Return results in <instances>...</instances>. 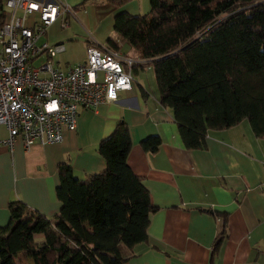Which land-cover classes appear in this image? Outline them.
<instances>
[{"label":"crops","instance_id":"obj_1","mask_svg":"<svg viewBox=\"0 0 264 264\" xmlns=\"http://www.w3.org/2000/svg\"><path fill=\"white\" fill-rule=\"evenodd\" d=\"M4 1L0 0L2 19L8 10ZM60 1L70 9L62 18L66 26L61 28L57 20L44 37L64 47L52 63L66 69L83 61L86 47L106 48L94 39L113 31L119 50L134 60L133 80L115 101L95 108L78 107L75 127L63 132L60 143L25 147L16 138L9 150L0 144V227L8 223L7 205L15 200L45 218L55 216L60 208L55 196L57 166L68 165L78 179L104 170L96 145L121 121L130 137L126 163L140 177L155 209L148 217L145 241L131 249L118 246L123 258L119 264H264V171L260 163L264 137L256 136L243 119L229 128L207 129L202 148H185L171 109L159 101L151 65L132 47L122 49V40L112 28L115 14H146L149 0ZM149 135L159 137L153 152L140 146V140ZM5 136L0 126V139ZM218 231L223 234L212 254ZM12 261L33 264L24 252H16Z\"/></svg>","mask_w":264,"mask_h":264},{"label":"trees","instance_id":"obj_2","mask_svg":"<svg viewBox=\"0 0 264 264\" xmlns=\"http://www.w3.org/2000/svg\"><path fill=\"white\" fill-rule=\"evenodd\" d=\"M149 4L143 15L115 14L112 28L151 65L159 101L171 109L183 146L202 148L207 129L243 119L264 137V0ZM106 48L119 45L107 39ZM159 143L157 135L140 140L149 152ZM129 148L128 128L120 121L96 145L104 170L78 179L68 165H58L60 208L50 219L19 200L9 202L8 223L0 227V264H13L16 252L33 264H119L120 244L131 249L145 241L155 207L126 163ZM222 234L218 231L212 254Z\"/></svg>","mask_w":264,"mask_h":264},{"label":"built area","instance_id":"obj_3","mask_svg":"<svg viewBox=\"0 0 264 264\" xmlns=\"http://www.w3.org/2000/svg\"><path fill=\"white\" fill-rule=\"evenodd\" d=\"M8 9L0 21V126L6 130L0 144L10 149L16 138L32 143H60L73 130L77 108H95L115 101L128 90L134 60L120 50L88 45L84 60L66 69L52 63L64 49L61 42L44 39L48 27L59 21L68 6L55 0H5ZM264 171V157L260 160ZM264 184V181L263 183Z\"/></svg>","mask_w":264,"mask_h":264},{"label":"rangeland","instance_id":"obj_4","mask_svg":"<svg viewBox=\"0 0 264 264\" xmlns=\"http://www.w3.org/2000/svg\"><path fill=\"white\" fill-rule=\"evenodd\" d=\"M65 3H66V2H65ZM71 21L74 22L75 20L71 18ZM76 27H77V28H80V27L77 26V25H76ZM80 29H81V28H80ZM81 35H83V33H82ZM108 35H110V36L103 37V38H101V39H99V40L94 39L95 44H98V45H106V44H107V39H111V40H114V39H115V33H114L113 31H110ZM85 36H86V35H85ZM121 43H122V47H121V46H120V47H121L122 49L125 48L126 46H128V44L125 43V42H123V41H122ZM123 44H124V47H123ZM125 45H126V46H125ZM76 53H77V51H76V52H75V51H74V52H70V55L73 56V54L75 55ZM64 54H65V53H64ZM62 55H63V54H62ZM62 55H61V56H62ZM24 216H25V217H26V216H29V214H28V213H25Z\"/></svg>","mask_w":264,"mask_h":264}]
</instances>
